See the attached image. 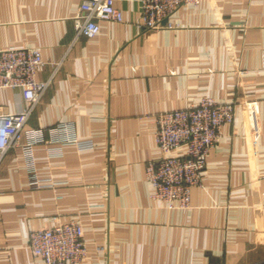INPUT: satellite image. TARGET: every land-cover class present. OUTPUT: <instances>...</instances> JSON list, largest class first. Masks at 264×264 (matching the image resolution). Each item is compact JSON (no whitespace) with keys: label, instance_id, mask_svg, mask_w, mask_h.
I'll return each instance as SVG.
<instances>
[{"label":"crops","instance_id":"1","mask_svg":"<svg viewBox=\"0 0 264 264\" xmlns=\"http://www.w3.org/2000/svg\"><path fill=\"white\" fill-rule=\"evenodd\" d=\"M81 0H0V48L34 47L45 80L31 128L70 122L91 147L33 145L44 186L30 185L23 146L0 162V264H44L29 233L72 218L87 254L76 264H264V0H200L169 17L172 28L140 27V0H116L122 21L100 20L92 38L76 36ZM210 96L235 102L209 151L190 205L151 197L147 161L161 151L156 114ZM26 105L0 88V111ZM182 150V149H181Z\"/></svg>","mask_w":264,"mask_h":264},{"label":"built area","instance_id":"2","mask_svg":"<svg viewBox=\"0 0 264 264\" xmlns=\"http://www.w3.org/2000/svg\"><path fill=\"white\" fill-rule=\"evenodd\" d=\"M116 0H81L73 17L76 36L94 37L100 30V20L122 21V11ZM140 27L144 29L172 28L169 17L181 6L198 4L200 0H140ZM46 64L42 53L34 47L0 48V88L18 89L26 105L14 112L0 111V162L15 146H23L30 168V185H45L35 173L33 145L44 140L48 129L50 143L72 144L79 149L91 147L90 140H80L72 133L70 122H59L47 129L31 128L27 140L21 143L25 124L55 76L61 62H53V72L45 80L36 77ZM235 116V102H219L203 96L195 104L163 111L155 116L154 141L161 151L158 159L149 160L145 175L152 186L151 197L168 208L190 205L191 190L201 184L202 171L209 151L221 137L224 124ZM182 149V150H181ZM264 210V192L261 196ZM81 222L70 219L51 227L31 230L28 248L33 257L44 264H76L87 254Z\"/></svg>","mask_w":264,"mask_h":264}]
</instances>
